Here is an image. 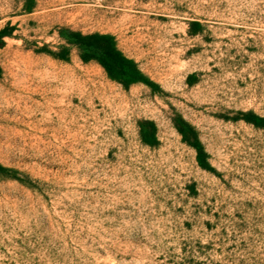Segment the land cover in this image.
Masks as SVG:
<instances>
[{"label": "rangeland", "instance_id": "rangeland-1", "mask_svg": "<svg viewBox=\"0 0 264 264\" xmlns=\"http://www.w3.org/2000/svg\"><path fill=\"white\" fill-rule=\"evenodd\" d=\"M0 32V264H264V0H0Z\"/></svg>", "mask_w": 264, "mask_h": 264}, {"label": "trees", "instance_id": "trees-1", "mask_svg": "<svg viewBox=\"0 0 264 264\" xmlns=\"http://www.w3.org/2000/svg\"><path fill=\"white\" fill-rule=\"evenodd\" d=\"M2 37L3 35L0 32V38ZM75 38L81 46H84L85 51L91 54V57L81 58L83 62H86L87 60L95 61L105 72L109 79L123 85L124 87L128 84L142 82V79L138 72L135 70V66L133 65V63L125 59L115 49L111 37L97 34L89 36H80L76 34ZM251 118V121L245 120V122L248 124H252L255 128L264 129V119L253 117ZM180 135L183 136V134ZM182 140H184V142H187L184 136L182 137ZM141 142L145 145H150V143L146 140L141 139ZM187 145L191 147L195 152L196 165L203 171H210L206 163V157L198 143H187Z\"/></svg>", "mask_w": 264, "mask_h": 264}]
</instances>
